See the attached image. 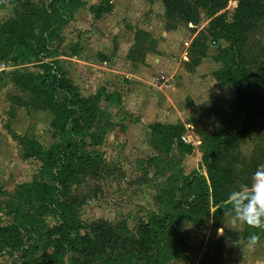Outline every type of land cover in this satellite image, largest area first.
<instances>
[{
    "label": "rangeland",
    "instance_id": "1",
    "mask_svg": "<svg viewBox=\"0 0 264 264\" xmlns=\"http://www.w3.org/2000/svg\"><path fill=\"white\" fill-rule=\"evenodd\" d=\"M28 1L41 7L50 2L0 0L1 22L16 18L22 3ZM82 1L84 5L52 43L56 50L52 60L81 98H93L115 124L103 145L89 148L102 155V181L73 186L76 193L91 195L80 209L83 224L126 222L133 230L140 221H148L151 212L158 213L168 167L163 162L158 167L154 161L168 157L158 151L155 137L161 143L166 140V145L172 143L171 159L187 175L201 171L207 137L220 125V114L227 113L243 93L252 123L236 154L241 184L250 187L253 173L264 165V10L250 16L231 1L227 8L211 14L209 3L203 1L200 22L193 26L168 16L162 0H104L110 11L101 16L93 8L102 0ZM223 22L237 25L227 29L237 37L236 59L222 53V49H230L220 37V30L227 31ZM222 57L237 63L233 72L237 87L221 77ZM41 65L35 58L21 61L12 57L0 62L2 226L13 221L4 203L28 200L23 185L50 184L42 174V163L24 158L20 139H35L48 152L70 138L56 132L51 126L52 114L36 109L28 92L15 83L17 73L42 74ZM140 73L144 75L140 77ZM173 79L179 80L178 87L166 97L158 87L166 88ZM29 209L25 207L23 220ZM232 214L227 213L220 222L181 221L188 248L170 264H264V238L251 243L244 234L245 225L228 223ZM45 222L47 230L59 224L55 218ZM220 227L224 231L217 233ZM8 253L0 250V263L23 264L20 257ZM74 259L68 253L62 264H73Z\"/></svg>",
    "mask_w": 264,
    "mask_h": 264
},
{
    "label": "trees",
    "instance_id": "2",
    "mask_svg": "<svg viewBox=\"0 0 264 264\" xmlns=\"http://www.w3.org/2000/svg\"><path fill=\"white\" fill-rule=\"evenodd\" d=\"M203 1L209 3L211 14L227 8L231 1L237 2L250 16L264 10V0H196L194 3L162 0V4L168 16L198 26ZM83 5L82 0H50L41 7L28 1L22 3V11L16 18L0 20V62L17 57L21 61L35 58L42 63V74L17 73L15 83L28 92L36 109L52 114L51 126L56 132L70 137L48 152L35 139H20L24 158L41 162L42 174L50 184L36 183L33 188L25 184L21 189L28 200L10 199L4 203L13 221L8 226L0 223V250L14 258L20 257L23 264H62L68 253L76 257L73 264H170L188 248L181 221L220 222L231 213L228 196L243 186L236 153L252 123L247 97L243 93L227 113L220 114V125L205 141L201 171L187 175L171 159L172 143L166 145V140L161 143L155 137L158 151L168 159L159 157L154 162L158 167L163 162L168 168L158 201L160 210L151 212L148 221H140L133 230L126 222L96 221L84 225L80 209L91 195L76 193L73 186L86 184L88 180L102 181L105 172L102 155L89 148L103 145L115 124L93 98H81L52 60L56 52L52 43L60 38L62 30ZM109 11L104 0L93 8L98 16ZM236 28L237 25L225 24L226 30ZM234 33L220 30L221 39L230 44V49H222V53L236 59L239 54L234 49L238 42ZM221 62L224 65L221 77L235 85L233 72L237 63L223 57ZM25 207L30 209L23 220ZM46 218H55L59 224L51 230L44 229ZM245 227V235L255 234L257 240L264 238V228Z\"/></svg>",
    "mask_w": 264,
    "mask_h": 264
},
{
    "label": "clouds",
    "instance_id": "3",
    "mask_svg": "<svg viewBox=\"0 0 264 264\" xmlns=\"http://www.w3.org/2000/svg\"><path fill=\"white\" fill-rule=\"evenodd\" d=\"M228 200L233 213L229 218V224L264 228V165H259L253 173L250 187L244 185L240 190L232 191ZM223 231L224 227L217 229V233ZM256 241L257 236L251 235L250 242L255 243Z\"/></svg>",
    "mask_w": 264,
    "mask_h": 264
},
{
    "label": "crops",
    "instance_id": "4",
    "mask_svg": "<svg viewBox=\"0 0 264 264\" xmlns=\"http://www.w3.org/2000/svg\"><path fill=\"white\" fill-rule=\"evenodd\" d=\"M151 70V69H150ZM144 75V73H140V77H142ZM132 78L137 81L139 80V75H134L132 76ZM179 83V80L177 79H173V81H171L169 84H166V88L163 87H158V89H160L162 91V93L164 94V96L167 97V94L170 93L171 89L175 90V88H177ZM177 84V85H176ZM158 85V84H157Z\"/></svg>",
    "mask_w": 264,
    "mask_h": 264
},
{
    "label": "built area",
    "instance_id": "5",
    "mask_svg": "<svg viewBox=\"0 0 264 264\" xmlns=\"http://www.w3.org/2000/svg\"><path fill=\"white\" fill-rule=\"evenodd\" d=\"M185 139V138H184Z\"/></svg>",
    "mask_w": 264,
    "mask_h": 264
}]
</instances>
